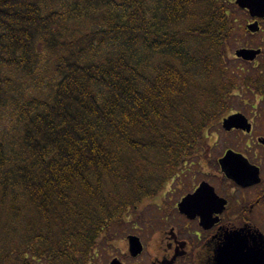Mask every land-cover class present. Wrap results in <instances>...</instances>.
I'll return each instance as SVG.
<instances>
[{"label": "trees", "instance_id": "1", "mask_svg": "<svg viewBox=\"0 0 264 264\" xmlns=\"http://www.w3.org/2000/svg\"><path fill=\"white\" fill-rule=\"evenodd\" d=\"M237 12L231 0H0V128L14 131L0 138V264H92L129 208L207 159L237 98L264 108V49L255 63L228 57Z\"/></svg>", "mask_w": 264, "mask_h": 264}, {"label": "flooded vegetation", "instance_id": "2", "mask_svg": "<svg viewBox=\"0 0 264 264\" xmlns=\"http://www.w3.org/2000/svg\"><path fill=\"white\" fill-rule=\"evenodd\" d=\"M224 132L235 139L202 160L207 172L169 175L129 208L124 245L102 238L113 246L98 264H264V136L255 128Z\"/></svg>", "mask_w": 264, "mask_h": 264}, {"label": "rangeland", "instance_id": "3", "mask_svg": "<svg viewBox=\"0 0 264 264\" xmlns=\"http://www.w3.org/2000/svg\"><path fill=\"white\" fill-rule=\"evenodd\" d=\"M235 3L234 0H231ZM238 13V21L237 25L235 26L236 30L234 32L231 45L228 46V57L229 59L235 60V52L240 48H262L264 49V23L261 24L262 31L257 35H250V32L246 30V26L252 22V20L244 15L243 13ZM249 97L245 98H237L238 100L235 101L234 109L231 111L230 114H236L241 113L245 115L250 122L253 125V128L256 129L257 134H261L264 136V108H262L263 103L260 101L259 97H252L250 94H248ZM255 106V107H254ZM218 130H215L211 133L210 138L208 140V146L209 153L208 158L214 159L221 155V153L224 151V149L229 146L231 141H234L235 138L228 137L225 135V132L223 131L222 122L221 125L218 127ZM14 131L12 128H0V138L6 140H12L14 138ZM6 136V137H5ZM207 165L205 163H202L201 160L194 159L193 162L189 163L183 168L182 172H207L206 169ZM173 188V187H172ZM147 199L144 200V203ZM5 227V225H2ZM130 226L127 224V221L125 219V225L121 227H117L112 229L110 232V236L114 237V240L118 242V245L122 247L124 245V239L127 234V229H129ZM5 234L8 233L7 231L4 232ZM107 241L100 242V246L96 247L93 253L94 261L92 264H98V261L100 259H103L105 261L106 257L108 256V253L111 251L110 245H106ZM103 244V245H102ZM118 247V246H117ZM98 255V257H97Z\"/></svg>", "mask_w": 264, "mask_h": 264}, {"label": "water", "instance_id": "4", "mask_svg": "<svg viewBox=\"0 0 264 264\" xmlns=\"http://www.w3.org/2000/svg\"><path fill=\"white\" fill-rule=\"evenodd\" d=\"M235 2L241 9L247 10L252 19H264V0H235ZM247 29L252 33H258L260 31L259 22L257 21L253 24L248 25ZM260 54V49L255 50L243 48L236 51L237 58L243 59L247 62L255 61ZM223 128H225L227 131H231L232 129L236 128L250 132L252 124L249 122L246 116L238 113L226 118L223 122ZM228 157H230L229 153L226 156V159ZM206 186L208 185L203 184L201 189H204ZM133 246L134 244L132 243V247Z\"/></svg>", "mask_w": 264, "mask_h": 264}]
</instances>
